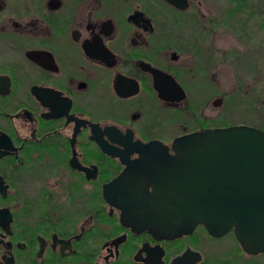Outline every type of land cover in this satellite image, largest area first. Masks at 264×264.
<instances>
[{
  "label": "flooded vegetation",
  "instance_id": "flooded-vegetation-1",
  "mask_svg": "<svg viewBox=\"0 0 264 264\" xmlns=\"http://www.w3.org/2000/svg\"><path fill=\"white\" fill-rule=\"evenodd\" d=\"M217 1L221 25L246 35V0ZM202 4L0 0V264H264L233 230L158 233L127 185L175 137L246 124L202 123L207 71L223 61L203 53L219 16ZM156 172L147 180H166Z\"/></svg>",
  "mask_w": 264,
  "mask_h": 264
},
{
  "label": "water",
  "instance_id": "water-1",
  "mask_svg": "<svg viewBox=\"0 0 264 264\" xmlns=\"http://www.w3.org/2000/svg\"><path fill=\"white\" fill-rule=\"evenodd\" d=\"M171 148L158 169L150 163L138 181L127 184L139 201L151 202L150 225L169 237L197 224L215 235L233 230L245 251L264 253V129L204 128L175 137ZM160 168L165 181L147 180ZM148 192L168 195L144 197Z\"/></svg>",
  "mask_w": 264,
  "mask_h": 264
},
{
  "label": "rangeland",
  "instance_id": "rangeland-1",
  "mask_svg": "<svg viewBox=\"0 0 264 264\" xmlns=\"http://www.w3.org/2000/svg\"><path fill=\"white\" fill-rule=\"evenodd\" d=\"M217 2L203 0L204 14L218 18L224 7ZM245 13L246 35L237 31L236 24L233 30L230 25H221L219 16L215 28L217 36L210 40L207 29L212 25L209 19L208 26L203 23L201 36L205 57L210 56L212 50L223 60L218 67L207 71L208 74L213 72V79L208 80L209 85L202 90L203 124L245 122L264 129V0H246V8L239 7L235 18H244ZM216 92L222 96V103L217 108L210 104Z\"/></svg>",
  "mask_w": 264,
  "mask_h": 264
},
{
  "label": "trees",
  "instance_id": "trees-1",
  "mask_svg": "<svg viewBox=\"0 0 264 264\" xmlns=\"http://www.w3.org/2000/svg\"><path fill=\"white\" fill-rule=\"evenodd\" d=\"M254 126V125H253ZM256 126V125H255ZM258 127H260L259 125H257ZM262 128V127H261Z\"/></svg>",
  "mask_w": 264,
  "mask_h": 264
}]
</instances>
